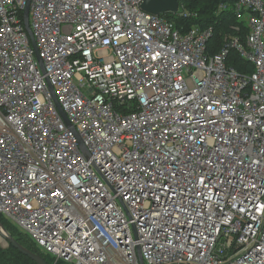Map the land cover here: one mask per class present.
Returning a JSON list of instances; mask_svg holds the SVG:
<instances>
[{"label": "built area", "instance_id": "built-area-1", "mask_svg": "<svg viewBox=\"0 0 264 264\" xmlns=\"http://www.w3.org/2000/svg\"><path fill=\"white\" fill-rule=\"evenodd\" d=\"M143 2L0 0V215L55 263L264 264V0L215 54Z\"/></svg>", "mask_w": 264, "mask_h": 264}, {"label": "trees", "instance_id": "trees-1", "mask_svg": "<svg viewBox=\"0 0 264 264\" xmlns=\"http://www.w3.org/2000/svg\"><path fill=\"white\" fill-rule=\"evenodd\" d=\"M238 0H180V6L192 12L189 17H180L174 13H164L169 20L175 23L176 28L181 30H190L192 27L207 28L212 26L214 34L207 43L208 53L215 54L220 51L224 44L226 35H240L243 39L248 32V26L233 11L217 13L218 6L221 3L234 4ZM242 30L237 32L236 28ZM228 63L234 65L239 71L253 72L254 67L248 64L235 50L231 52ZM0 220L4 223L8 232L22 245L28 249L43 256L49 264H55L52 255L42 252L36 244L19 227L12 224L6 217L0 215ZM0 264H38L30 257L23 254L19 249L10 245L8 248H0ZM56 264H67L64 261H58Z\"/></svg>", "mask_w": 264, "mask_h": 264}, {"label": "water", "instance_id": "water-1", "mask_svg": "<svg viewBox=\"0 0 264 264\" xmlns=\"http://www.w3.org/2000/svg\"><path fill=\"white\" fill-rule=\"evenodd\" d=\"M180 7V0H144L142 4V8L146 10L149 13L152 14H161L165 12H177ZM26 18L25 23L26 26L29 28L28 23V14H29V5L26 8L25 11ZM39 56V55H38ZM59 105V104H58ZM60 112L64 118V120L71 125L68 116L65 114L64 110L61 108ZM0 237H2L5 242L7 243V246L13 245L17 249H19L23 254L30 257L33 261H35L38 264H49L47 260L41 256L40 254L28 249L24 245H22L19 241H17L6 229L4 223L0 220ZM141 264H144L143 258H140Z\"/></svg>", "mask_w": 264, "mask_h": 264}, {"label": "bare ground", "instance_id": "bare-ground-1", "mask_svg": "<svg viewBox=\"0 0 264 264\" xmlns=\"http://www.w3.org/2000/svg\"><path fill=\"white\" fill-rule=\"evenodd\" d=\"M239 35V34H238ZM233 36H236V35H233ZM240 36V35H239ZM241 37V36H240ZM241 39H242V41H243V38L241 37ZM223 47V46H222ZM221 47V48H222ZM236 51L237 52V50L236 49H231L230 50V53H229V55H228V59H229V57H230V54H231V52L232 51ZM241 57H242V59H244L248 64H250L249 62H248V60H246L240 53H238ZM229 64V63H228ZM230 65H232V64H230ZM234 66V65H233ZM235 67V66H234ZM236 68V67H235ZM237 69V68H236ZM238 70V69H237ZM239 71V70H238ZM239 72H242V71H239ZM243 73H247V72H243ZM127 217H128V221L130 222V225H129V228H132L133 227V224H132V220H131V217H130V215L129 214H127ZM0 239H2V240H4L2 237L0 238ZM5 241V240H4ZM6 243V242H5ZM7 244V243H6ZM96 248V250H98V249H100L101 247H95ZM143 258V256H140V258ZM112 259H113V261L116 263V264H121V263H126V259H125V255L123 254V253H120V252H117V253H115L114 252V254L112 255ZM143 261H144V258H143ZM140 264H141V260H140ZM144 264H146V262L144 261Z\"/></svg>", "mask_w": 264, "mask_h": 264}, {"label": "rangeland", "instance_id": "rangeland-1", "mask_svg": "<svg viewBox=\"0 0 264 264\" xmlns=\"http://www.w3.org/2000/svg\"><path fill=\"white\" fill-rule=\"evenodd\" d=\"M1 238V237H0ZM7 246V244L5 243V241L4 240H2V239H0V248H8V247H6ZM38 248V247H37ZM67 263V262H66ZM56 264V263H55ZM67 264H70V263H67Z\"/></svg>", "mask_w": 264, "mask_h": 264}]
</instances>
